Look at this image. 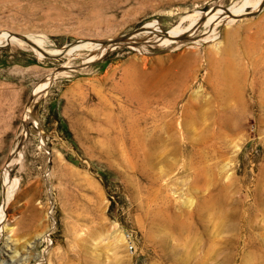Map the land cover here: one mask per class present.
I'll return each instance as SVG.
<instances>
[{"label":"rangeland","instance_id":"rangeland-1","mask_svg":"<svg viewBox=\"0 0 264 264\" xmlns=\"http://www.w3.org/2000/svg\"><path fill=\"white\" fill-rule=\"evenodd\" d=\"M257 1L0 0V264H264Z\"/></svg>","mask_w":264,"mask_h":264},{"label":"bare ground","instance_id":"bare-ground-1","mask_svg":"<svg viewBox=\"0 0 264 264\" xmlns=\"http://www.w3.org/2000/svg\"><path fill=\"white\" fill-rule=\"evenodd\" d=\"M261 2H263V0H258L256 3H254V7H257ZM244 13H245L244 9H240V8L239 9L235 8L233 10L232 9L227 10L222 15H217V16H215V15H206L204 13L196 12L193 15L189 16L190 19H191V23H190V25L188 27L177 26L174 29H171L170 31H168L167 33H164V34L153 33V32H149L147 30L142 29L141 35L148 36L151 39H154L156 41H162V43H165L166 45L167 44H173V43L174 44H182L184 42H186V43L187 42L188 43L191 42V43H194V44H200L201 45V43L204 42V41L201 40V39L199 40L195 35H191V34H195L199 30V28H201V27H204L206 30H209L211 27L215 26L216 24H218L221 21H225V22H229L230 23L231 21L236 19L235 17L241 16ZM137 35L140 36V33L130 34L128 39L135 38ZM26 38H28L31 41L33 39L31 36L30 37L26 36ZM21 39L23 40V38L14 37L12 33L9 34V32H0V43L9 42V41H20V42L24 43L25 40L22 41ZM33 40H34L33 42L35 43L36 40L35 39H33ZM225 51L229 53V51H230V46L229 45H228V47H226ZM209 52H208V54L206 56V60H208V62H210V65H213V64H215L214 63V58H213L214 57L213 56V52L212 51L210 53ZM229 62H230L229 59H226V58L223 61V66L225 65L227 70L230 67ZM221 66H222V62H221ZM42 88H43V86H41L38 89H36V91L34 93V96L37 97V95L40 94ZM32 104H33V102H32ZM30 121H33L35 125H39L40 126V124L37 121V119L32 115L31 111L29 110L24 115V124L26 125ZM24 137H25L24 132H22L21 135H20V138H24ZM9 186H11V189H9V191H10L9 194H11L14 191L15 183L12 184V185H9ZM4 209H5V207L2 208L1 214L3 213ZM120 235H122V234L119 233L118 237H120ZM44 236H46V235H43V237ZM123 237H124V235L122 236V238Z\"/></svg>","mask_w":264,"mask_h":264},{"label":"water","instance_id":"water-1","mask_svg":"<svg viewBox=\"0 0 264 264\" xmlns=\"http://www.w3.org/2000/svg\"><path fill=\"white\" fill-rule=\"evenodd\" d=\"M252 13V12H250ZM14 37H18V38H23V40H25L30 46L38 49L40 52H42L43 55L48 56V57H54L56 55H52L46 52V50L43 47H40L39 45L35 44L34 42H32L31 40H29L28 38H26V36H24V34H20V33H12ZM130 34H124L121 35L117 38H111V39H104V40H94V43H100L102 46H109V45H118L120 43H124L128 40Z\"/></svg>","mask_w":264,"mask_h":264}]
</instances>
